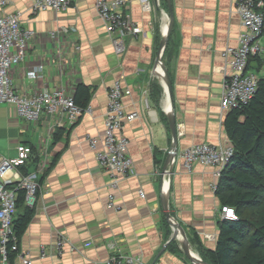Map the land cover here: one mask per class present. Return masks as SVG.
<instances>
[{
    "label": "crops",
    "instance_id": "1",
    "mask_svg": "<svg viewBox=\"0 0 264 264\" xmlns=\"http://www.w3.org/2000/svg\"><path fill=\"white\" fill-rule=\"evenodd\" d=\"M6 1L4 11L20 13L23 26L36 32L28 55L11 70L16 91L33 94L61 87L74 99L79 84L92 89L90 110L73 126L61 115L47 114L46 106L39 120L30 122L14 104L0 103V155L17 157L20 144L40 148L21 168L35 176L40 188L33 205L24 202L18 208V214L34 209L20 252L32 264H103L119 251L150 264H194L180 242L170 248L173 228L162 206L167 196L191 252L203 260L201 247L215 248L219 236L218 168L195 164L189 170L180 153L204 142L231 146L221 94L230 73L224 52L237 46L244 30L236 0H172L174 25L162 61L172 81L173 104L164 81L153 73L170 22L166 0H126L125 9L142 33L125 39L121 55L97 11V0H70L66 11L37 13L32 11L35 0ZM254 58L248 69L262 77L264 53ZM39 64L44 77L34 81L27 73ZM116 81L131 91L123 103L128 114L137 116L125 119L121 131L133 162L127 176L102 169L96 156L103 147L108 91ZM154 81L158 86L152 94ZM173 105L178 155L171 172L163 173L173 144L168 119ZM61 238L65 242L59 252L56 242ZM43 248L45 258L40 256ZM13 264H23L22 258Z\"/></svg>",
    "mask_w": 264,
    "mask_h": 264
},
{
    "label": "built area",
    "instance_id": "2",
    "mask_svg": "<svg viewBox=\"0 0 264 264\" xmlns=\"http://www.w3.org/2000/svg\"><path fill=\"white\" fill-rule=\"evenodd\" d=\"M125 4L126 0L96 1L97 11L108 33L114 36L112 41L120 55L126 50L125 39L142 33V29L130 19ZM6 5V0H0V103L14 104L18 115L30 122H37L46 106L47 114L61 115L67 126H73L90 108H81L63 88L51 90L45 87L33 94L18 92L14 88L11 70L28 55L30 42L36 32L23 26L20 13H6L4 11ZM69 6L70 0H35L32 11L33 13L48 9L66 11ZM236 12L240 16L244 30L238 37L237 46L229 47L224 52V56L230 59V73L224 79L221 94V107L225 111L245 104L253 98L259 76L248 69V64L251 57L262 56L264 53V43L261 40L264 35V0H236ZM43 68L44 66L39 64L29 70L27 76L34 81L40 80L44 77ZM158 68L156 66L153 70L156 76ZM158 77L161 78L160 75ZM130 92L129 89L122 87L120 81H116L109 89L103 147L96 153L99 166L114 175L127 176L133 172V162L128 155V139L121 133L124 120H134L137 117L136 114H128L124 107L123 98ZM61 124L65 123L61 121ZM91 144L96 147L94 139H91ZM36 150H40L36 145L20 144L17 157L7 158L0 155V264H12L9 252L17 249L14 218L17 213L19 191H25V202L30 205L37 199L39 183L34 179V175L24 174L21 170ZM233 151L232 145L217 147L207 143L195 144L184 149L180 157L189 170L195 164L217 167L216 174L219 178ZM220 213L224 219H238L235 209L231 206H221ZM64 242V238L56 242V249L59 252L63 251ZM71 247L73 251L78 250L75 244ZM40 256L47 257V249L43 248ZM18 257L22 258L23 264L33 263L32 259L25 257L22 252ZM103 264L150 263L139 256L119 251Z\"/></svg>",
    "mask_w": 264,
    "mask_h": 264
},
{
    "label": "trees",
    "instance_id": "3",
    "mask_svg": "<svg viewBox=\"0 0 264 264\" xmlns=\"http://www.w3.org/2000/svg\"><path fill=\"white\" fill-rule=\"evenodd\" d=\"M157 86L154 81L152 94ZM91 97V87L81 83L73 100L85 109ZM224 127L234 151L221 171L216 195L222 206L235 209L238 219L220 217L216 247H201L203 260L209 264H264V76L259 77L256 93L250 101L227 111ZM24 202L25 191L20 190L17 212ZM33 216L34 209L29 207L24 213H16L17 249L9 252L12 264L20 253V239ZM194 240L200 245L197 235ZM170 243V248H178L177 240Z\"/></svg>",
    "mask_w": 264,
    "mask_h": 264
},
{
    "label": "water",
    "instance_id": "4",
    "mask_svg": "<svg viewBox=\"0 0 264 264\" xmlns=\"http://www.w3.org/2000/svg\"><path fill=\"white\" fill-rule=\"evenodd\" d=\"M169 8V25L166 30V34L164 35L163 39L161 40L159 51H158V60L156 66L160 67L162 73L157 72V75L161 76L162 80L164 81L166 87L168 88L169 96L173 104V96H172V81L168 72V69L164 62L162 61V55L168 43L169 37L171 35L173 25H174V14L172 9V0H166ZM169 125L173 136V144L170 151L167 154L163 165V173L171 172L172 170V162L177 158L178 154V134H177V122H176V113L174 105L172 107V111L168 114ZM162 206L165 212V216L169 224L173 228V235L170 241L177 240L181 244V249L185 253V255L191 260L194 264H209L206 261L202 260L199 256H195L190 250V244L188 240V236L186 234L185 228L177 222L171 215L169 210V202L168 197H162ZM164 249V248H163Z\"/></svg>",
    "mask_w": 264,
    "mask_h": 264
},
{
    "label": "rangeland",
    "instance_id": "5",
    "mask_svg": "<svg viewBox=\"0 0 264 264\" xmlns=\"http://www.w3.org/2000/svg\"><path fill=\"white\" fill-rule=\"evenodd\" d=\"M261 40L263 41V43H264V35L261 37ZM29 48H30V46H29ZM28 51H29V49H28ZM263 55V54H262ZM10 104V103H9ZM171 112V111H170ZM177 134H178V126H177ZM179 135V134H178ZM204 143H207V144H211V143H208V142H204ZM204 143H198V144H204ZM211 145H213V144H211ZM188 148V147H187ZM178 155V154H177ZM175 162V160L172 162V164ZM168 173V172H167Z\"/></svg>",
    "mask_w": 264,
    "mask_h": 264
},
{
    "label": "bare ground",
    "instance_id": "6",
    "mask_svg": "<svg viewBox=\"0 0 264 264\" xmlns=\"http://www.w3.org/2000/svg\"><path fill=\"white\" fill-rule=\"evenodd\" d=\"M163 57V56H162ZM158 71L160 72V73H162V70H161V68L159 67L158 68ZM95 137V136H94ZM159 186V185H158ZM123 236H124V234H123Z\"/></svg>",
    "mask_w": 264,
    "mask_h": 264
}]
</instances>
